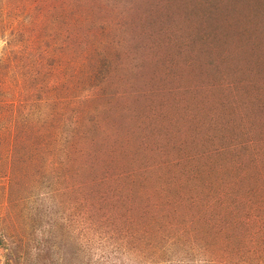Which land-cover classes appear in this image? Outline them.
Here are the masks:
<instances>
[{
    "label": "rangeland",
    "instance_id": "obj_1",
    "mask_svg": "<svg viewBox=\"0 0 264 264\" xmlns=\"http://www.w3.org/2000/svg\"><path fill=\"white\" fill-rule=\"evenodd\" d=\"M0 264H264V0H0Z\"/></svg>",
    "mask_w": 264,
    "mask_h": 264
}]
</instances>
